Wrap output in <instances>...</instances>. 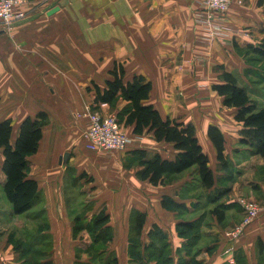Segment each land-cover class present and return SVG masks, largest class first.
<instances>
[{
  "label": "crops",
  "instance_id": "0c3cea01",
  "mask_svg": "<svg viewBox=\"0 0 264 264\" xmlns=\"http://www.w3.org/2000/svg\"><path fill=\"white\" fill-rule=\"evenodd\" d=\"M19 9L28 13L26 19L11 28L0 25V121L12 119L14 142L26 117L41 111L49 117L37 152L28 156L29 177L37 180L46 208L48 225L38 235L48 234L51 241L46 260L78 264L77 249L92 241L86 225L104 209L112 231L108 250L119 264H133L129 237L139 213L145 215L144 242L157 227L167 233L175 251L187 239L179 225L202 216L195 254L200 264L226 262L227 245L235 253L242 250L248 264H258L264 212L233 242L225 230L241 221V198L264 199V159L240 143L243 123L235 117L237 108L226 106L213 85L225 82L223 71L231 72L252 99L264 105V55L257 50L264 43V0H233L220 14L233 33L213 41L207 38L198 0H29ZM116 64L124 67V81L144 75L152 82L146 102L164 118L195 126L215 187H230L220 201L228 205L222 221L209 213L217 203L210 202V190L200 185L192 169L166 177L158 185L141 178L137 150L167 159H175L178 150L173 142L157 140L153 132L134 133V125L125 124L121 117L126 100L119 97L114 105L94 104L93 109L94 84L105 87ZM89 110L120 118L132 140L128 146L109 151L88 148L89 120L84 113ZM210 125L224 134L227 167L217 157L208 134ZM65 153L69 155L62 159ZM3 161L0 147V198L5 202L0 216L14 220L19 216L12 214L3 192ZM165 197L185 208L164 206ZM37 206L29 215L41 209ZM78 218L85 226L75 238ZM8 228L0 230V264H25L21 250L9 239L16 229L7 232ZM25 229L21 225L16 233ZM205 238L208 242L201 246ZM82 256V262L89 261L87 254Z\"/></svg>",
  "mask_w": 264,
  "mask_h": 264
},
{
  "label": "trees",
  "instance_id": "16d2710c",
  "mask_svg": "<svg viewBox=\"0 0 264 264\" xmlns=\"http://www.w3.org/2000/svg\"><path fill=\"white\" fill-rule=\"evenodd\" d=\"M257 50L264 55V43ZM111 78L106 81V86L101 87L94 84L95 96L94 104L110 103L114 105L119 97L128 103L121 112L125 124L134 125V133L153 132L156 139L173 142L178 153L175 159H167L156 153L150 155L144 150H137L141 170L139 175L143 179H148L151 183L158 185L165 182V178L191 170L199 178L200 185L206 190H210V202L217 203L209 210L222 221L228 205L220 202L229 192L230 187H215V176L209 166V157L204 152L196 134V128L191 123H185L177 118H164L153 104L146 101L150 98L153 84L144 75H136L132 80L124 81L125 70L122 65L117 64L110 70ZM225 82L213 85L219 95L223 97L226 106L236 107V119L243 123L240 143L249 146L254 154H258L264 159V105H258L252 99L248 90L239 85L237 77L227 71L221 74ZM91 90L90 87H88ZM120 119V118H119ZM120 121V120H119ZM49 122L48 114L44 111L36 116L26 117L19 129L18 136L14 142L11 141L13 122L8 118L0 121V147L3 148L4 161L2 165L5 174L3 192L12 206V214L26 217L30 211L39 204L41 190L36 179L29 177L28 156L37 152L40 141L43 137V127ZM216 150L217 157L225 167L228 161L225 156V137L218 126L210 125L208 129ZM219 184H220V180ZM163 205L176 209H184L185 205L173 201L170 197L163 198ZM36 218H44L38 222L36 229L39 232L47 228L45 210L38 209L31 212ZM40 216V217H39ZM110 216L103 209L94 215L87 223L86 228L91 235V243L86 247L77 249L78 264H119L118 258L109 252L108 242L111 239V227L107 225ZM145 219L144 214L136 216V230L130 235V253L133 264H200L195 254L196 244L201 237V227L203 217L182 222L179 227L181 235L187 239L183 246L173 250L167 233L160 228H153L149 232L146 242L142 241V226ZM78 218L74 225V237H77L79 228L85 225ZM48 236V235H47ZM10 240L15 248L21 250V257L25 264H53L51 260H46L51 249L49 236H38V238L16 231L10 233ZM41 240V241H37ZM196 249V252H195ZM82 254L89 256L88 262L80 260ZM258 264H264V241L259 238L257 242ZM101 258L102 260H100ZM236 264H248L246 255L242 250L236 252ZM222 264H229L224 262Z\"/></svg>",
  "mask_w": 264,
  "mask_h": 264
},
{
  "label": "built area",
  "instance_id": "2783aa9c",
  "mask_svg": "<svg viewBox=\"0 0 264 264\" xmlns=\"http://www.w3.org/2000/svg\"><path fill=\"white\" fill-rule=\"evenodd\" d=\"M29 0H0V25L7 28L13 27L17 22L27 18L28 13L19 9ZM204 9L203 23L207 31L208 40H215L227 34L233 33L222 23L220 14L226 12L233 0H198ZM89 120L86 129V144L88 148L95 151H109L125 149L132 141L125 132L119 119L114 114H102L99 111L89 110L84 113ZM243 209L241 221L225 230L228 241L239 238L246 228L257 220L264 212V199L257 200L252 197L240 199ZM231 245V244H230ZM235 252L232 246H226L224 256L230 264H235Z\"/></svg>",
  "mask_w": 264,
  "mask_h": 264
},
{
  "label": "rangeland",
  "instance_id": "374dc122",
  "mask_svg": "<svg viewBox=\"0 0 264 264\" xmlns=\"http://www.w3.org/2000/svg\"><path fill=\"white\" fill-rule=\"evenodd\" d=\"M223 182H225V181H223ZM43 201H44V199H43V196L41 195V199L39 201V206H37V208L41 207V209L45 210V212H46V208H45ZM3 208H5V202L0 198V209H3ZM207 210H208V208H206V211H205L206 213H207ZM21 217H23V216H19V218L12 220L11 217H9V215H8V219H7L6 215L0 216V230H4L6 227L7 228L9 227L7 232L8 231L10 232L13 229H16V232H18V228H20L21 225H25V228H26L25 230L28 232L29 236L32 235L33 237L38 238V232H37L36 226H37L38 222H41L42 220H44V218L35 219L36 216L33 214L28 215L27 217H24V218H21ZM34 220H37V221H34ZM16 225H18L17 228H14ZM33 227H35V229H33ZM26 231H22L23 234H26ZM4 232H6V231H4ZM18 235H19V233H18ZM47 235L48 234L44 233L45 237L49 236V235L48 236ZM83 238H85V236H83ZM87 238H88V236H87ZM207 242H208V239L205 238L202 240V242H200V245L203 246V244H205ZM234 255H236V253ZM82 257L85 258L87 256L83 255ZM99 259L102 260L101 258H99ZM95 262H98L100 264V261L98 259L95 260ZM101 264H102V262H101Z\"/></svg>",
  "mask_w": 264,
  "mask_h": 264
},
{
  "label": "water",
  "instance_id": "95a60500",
  "mask_svg": "<svg viewBox=\"0 0 264 264\" xmlns=\"http://www.w3.org/2000/svg\"><path fill=\"white\" fill-rule=\"evenodd\" d=\"M68 155H69L68 153H65L64 156L62 157V159L67 158Z\"/></svg>",
  "mask_w": 264,
  "mask_h": 264
}]
</instances>
